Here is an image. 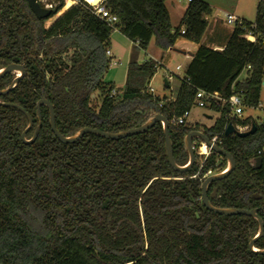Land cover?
I'll list each match as a JSON object with an SVG mask.
<instances>
[{
	"label": "trees",
	"instance_id": "1",
	"mask_svg": "<svg viewBox=\"0 0 264 264\" xmlns=\"http://www.w3.org/2000/svg\"><path fill=\"white\" fill-rule=\"evenodd\" d=\"M165 2L105 0L118 18L116 26L136 48L146 50L155 39L168 50L179 38L199 46L185 70L188 81L178 79L172 96L160 97L147 91L158 65L152 58L129 62L119 94L104 80L112 64L107 49L113 29L89 6L69 5L47 27L55 15L39 19L28 0H0V70L13 62L25 67L24 77L0 95V102L19 105L33 117L26 139L41 125L36 140L25 143L28 117L0 104V264H264V253L250 248L259 232L254 217L215 214L204 205L207 173L224 171L226 157L211 151L201 162L196 154L192 168L178 172L168 162L162 122L123 139L88 133L63 143L51 129L46 105L38 118V102L46 99L59 132L70 136L84 127L110 133L136 128L159 113L169 121L174 158L181 166L189 161L188 133L201 130L210 140L216 136L236 167L208 185L210 202L258 208L264 221V123L226 117L227 104L207 107L218 114L211 126L173 123L192 110L198 89L224 99L244 90L247 105H259L264 0H258L254 21L243 19L242 26L233 27L223 50L202 43L212 14L208 2L189 4L177 28ZM64 4L61 0L58 12ZM249 31L257 35L256 42L244 37ZM16 76L3 75L0 90ZM229 123L255 124L256 130L245 137L226 136ZM254 247L264 249V235Z\"/></svg>",
	"mask_w": 264,
	"mask_h": 264
},
{
	"label": "rangeland",
	"instance_id": "2",
	"mask_svg": "<svg viewBox=\"0 0 264 264\" xmlns=\"http://www.w3.org/2000/svg\"><path fill=\"white\" fill-rule=\"evenodd\" d=\"M173 1L176 0H166L165 4L170 11V18L172 27L177 28L180 26L181 20L184 16V12L187 9V4L178 2L173 5ZM208 2L212 7V14L208 15L210 25L213 22L218 24L217 32L214 33L218 35L221 40L226 39V37L232 32L234 25L226 23L227 14H234L240 18H245L248 21H254L256 18V9L258 0H204ZM48 3H53L54 6L58 7V2L56 0H47ZM72 1L69 0L64 4V7L59 11L54 17L49 19L46 22V26H50L62 13L67 10V7L71 5ZM216 19V21H215ZM210 27L207 29V32L204 36V43L210 44ZM209 33V34H208ZM111 44L110 48L112 50L113 56L120 60L119 64H110V68L105 74L104 80L108 83L115 85V93L119 94L125 88L127 68L131 60H137L138 62H143L148 58H153L158 66L155 75L150 81L148 87L154 89L153 94L155 96L163 97L172 96L174 89L176 87L175 83L178 80V77H182L186 66L189 63V53H193L196 50L197 44L190 42L184 38H179L175 44V47L165 50L164 48L159 47L156 44V40L153 39L146 50L136 48L135 43L126 37L120 30H113L111 35ZM189 55V56H186ZM181 65L183 68L180 72L176 70V67ZM18 73V72H17ZM170 75L171 78H170ZM245 77V72L240 76L241 79ZM165 80L172 83L171 88L165 86ZM171 86V84H170ZM211 115L212 119H209L207 116ZM218 114L214 113L208 108H200L193 106L191 110V116L189 118L190 124H200L201 126H211L214 121L217 119ZM252 118L256 123L261 125L264 123V85L261 90L260 102L256 107H245L243 114L237 116V120H244L246 118ZM201 131V130H200ZM197 154L199 140H195ZM198 155V154H197ZM198 160L201 159L198 156ZM209 175H211L209 173ZM208 175V176H209ZM206 176V175H205Z\"/></svg>",
	"mask_w": 264,
	"mask_h": 264
},
{
	"label": "water",
	"instance_id": "3",
	"mask_svg": "<svg viewBox=\"0 0 264 264\" xmlns=\"http://www.w3.org/2000/svg\"><path fill=\"white\" fill-rule=\"evenodd\" d=\"M98 1L99 0H95L94 3H97ZM28 3H29V6H30L32 12L39 19L49 18V17H51V15H56L58 13V8H54V9L53 8L52 9L44 8L40 5V3L37 0H28ZM193 55L194 54H191V56H193ZM9 72H13V73L18 72V73H17V76L15 77V79L13 80V82L11 83V85L9 87H7L6 89L0 90V95L9 92L10 90H12L13 88H15L17 86L20 79L23 78L25 75V67L23 64H15L13 62L12 64L7 65L6 67H4L3 69L0 70V78ZM165 86L167 88H169L168 80H165ZM0 104L5 105V106H15L26 114V116L28 117V120H29V124H28L27 128L25 129V131L22 133V139L25 143L34 142L36 140L38 134H39L41 125H39L35 129L34 135L32 136L31 139H26V133L33 126V117L29 113H27L22 107H20L19 105H16L13 103L12 104L11 103H2V102H0ZM42 105H46L48 107L49 113H50L51 129L54 132V134L56 135V137L63 143L75 142V141L79 140L80 138H82L85 134H88V133H92L94 135H97L99 137H104L106 139H113V140L123 139V138L128 137V136L143 133V132L147 131L148 129H150L157 122H162L164 136H165L166 155L168 158V162L178 172H186V171L190 170L192 168V166L194 165V163L196 161V152H195V149L193 147V144L195 141L194 139L198 138L199 140H201V142L206 144V146L208 148H210L213 152H216V153L226 157L227 161H228L227 169H225L224 171H222L220 173L211 174V175L207 176L206 179L204 180L203 185H202L204 205L207 207V209L215 212V214L218 213V214L227 215V216H230V215H247L250 217H254L259 223V232L250 241V248L253 249L254 251L264 253V249L258 250L254 247V243H255L256 239H258L264 235V221L260 217V215L258 214V212H259L258 208H253L250 210L244 209V208H235V207L223 208V207H216L210 202L209 197H208V185L214 181L224 179L226 176H228L235 169L236 163H235L234 158L232 157V155L229 152H227L225 149H223L219 145L213 143L212 140H210L209 137H207L203 132L192 131L186 135L185 145H186V148H187L188 153H189V161L186 165L181 166V165L176 163V161H175L176 158H174L173 144H172L171 136L169 133V126H170L169 121L165 116H163L159 113L152 114V116L149 118V120H147L143 125H141L139 127L120 131V132H116V133H110L107 131L105 132L101 129L92 128V127H84V128H81L80 130H78L73 135L64 136L59 132L58 128L56 127L55 111H54L51 103L49 101H47L46 99H40L38 102V105H37L38 118L39 119L42 118V117H40V108ZM208 117L211 118V115H208ZM255 130H256V125L252 124V126L249 130L240 132V131H237L235 129V127L232 123H229L225 129V135L229 136V135L237 134L241 137H245V136H248L250 134H253L255 132ZM261 161H262V159L260 157L256 159V167L257 168L260 167ZM215 195H216V189L213 191L211 196L216 197ZM256 198H259V197L256 196Z\"/></svg>",
	"mask_w": 264,
	"mask_h": 264
},
{
	"label": "built area",
	"instance_id": "4",
	"mask_svg": "<svg viewBox=\"0 0 264 264\" xmlns=\"http://www.w3.org/2000/svg\"><path fill=\"white\" fill-rule=\"evenodd\" d=\"M40 5L44 8H47V9H54V8H57V6L55 7L53 3H48L47 0H37ZM69 0H64V3H67ZM178 2H182V3H186L187 5L191 4L192 2H194L195 0H176ZM56 2H58V4H61V0H56ZM75 4H83V5H86V6H89V8L91 9V12L96 16L98 17L99 19H101L102 21H104L108 26H110L113 30H116L118 29V27L116 26V24L118 23V18L115 14L111 13L109 11V8L107 9L106 6H105V0H99L97 3H94V2H91L90 0H74ZM226 23L227 24H232L234 26L236 25H239V26H242V23H243V18H240L234 14H230L228 13L227 14V17H226ZM255 24H253V28H255ZM119 30V29H118ZM184 32V30H183ZM245 38H247L248 40H250L251 42H256L257 41V35L254 34L252 31H249L247 33H245L244 35ZM215 50H223L224 48H214ZM191 55V54H189ZM187 55V56H189ZM107 56L111 57V63L112 64H119V61L118 59H116L111 50L107 49ZM157 64V63H156ZM161 64L159 63L157 65V68L158 66H160ZM182 66L181 65H178L176 67V70L178 72H180L182 70ZM250 69V66H247L246 69L243 71L247 72V70ZM172 75H170V78H171ZM178 79L180 80H183L185 79L186 81H188V79L185 78V72L183 74L182 77H178ZM147 91L152 93L154 92V89L151 88V87H147ZM212 104H215L216 106H222L223 104H227L228 107H229V112L227 113L226 117L228 118H234L236 119L237 116H240L241 114H243V111H244V108L245 107H248L247 103H246V96H245V92L244 90H239V91H235L228 99H224L222 98L219 93L215 92V93H212V92H208V91H205V90H202V89H198L196 91V94H195V100H194V105L193 106H197L200 108H207L208 106H211ZM191 116V110H186L183 112V114H181L180 116L178 117H175L173 119V123L174 124H184V123H187L189 122V118ZM235 129L237 131H240V132H243V131H247L251 128L252 125H245V126H242L238 123H235L233 124ZM228 126V125H227ZM226 126V127H227ZM225 127V129H226ZM217 141V137L215 136L213 139H212V142L213 143H216ZM203 145L206 146V144H204L203 142H199V146H198V150H197V154L198 156L201 157V162H204V160H206V157L208 156V154L210 153V148H207L206 152H203L202 151V147ZM193 147L194 149H196V143L193 144ZM210 172H208L207 174H209Z\"/></svg>",
	"mask_w": 264,
	"mask_h": 264
},
{
	"label": "crops",
	"instance_id": "5",
	"mask_svg": "<svg viewBox=\"0 0 264 264\" xmlns=\"http://www.w3.org/2000/svg\"><path fill=\"white\" fill-rule=\"evenodd\" d=\"M176 3V1H173V5ZM168 11H169V9H168ZM169 14H170V11H169ZM184 14H185V12H184ZM243 19H245V18H243ZM245 20H247V19H245ZM208 21H209V19H208ZM215 21H216V19H215ZM209 27L211 28L210 29V34H213L212 36H210V39H209V41H210V45H212L214 48H224V45H225V43H226V40H227V38L230 36V34L226 37V39H223V40H221V38H219L218 37V35H216V34H214V33H216L217 32V27H218V24L216 23V22H213L212 23V25H210V23H209ZM208 27V28H209ZM209 34V33H208ZM202 43H204V38H203V41H202ZM198 46V45H197ZM199 47V46H198ZM198 47H196V49L198 48ZM110 50H111V48H110ZM195 51L196 50H194V52L193 53H189V54H194L195 53ZM111 52H112V50H111ZM113 54V53H112ZM187 56V55H186ZM190 58H189V62L191 61V59H192V57L193 56H189ZM153 59V58H152ZM189 64V63H188ZM189 66V65H188ZM186 68H187V66H186ZM186 68H185V70H186ZM208 117V116H207ZM209 118V117H208ZM209 119H212V116H211V118H209Z\"/></svg>",
	"mask_w": 264,
	"mask_h": 264
},
{
	"label": "bare ground",
	"instance_id": "6",
	"mask_svg": "<svg viewBox=\"0 0 264 264\" xmlns=\"http://www.w3.org/2000/svg\"><path fill=\"white\" fill-rule=\"evenodd\" d=\"M71 1H72L71 5L75 3L74 0H71ZM90 1H91V2H94L95 0H90ZM206 150H207L206 146L203 145V147H202V151H203V152H206Z\"/></svg>",
	"mask_w": 264,
	"mask_h": 264
},
{
	"label": "flooded vegetation",
	"instance_id": "7",
	"mask_svg": "<svg viewBox=\"0 0 264 264\" xmlns=\"http://www.w3.org/2000/svg\"><path fill=\"white\" fill-rule=\"evenodd\" d=\"M215 144H217V143H215ZM212 150H210V152H211ZM227 159V158H226ZM254 163H255V166H256V160L254 161ZM227 165H228V161H227ZM226 169H227V167H226ZM211 174V173H210Z\"/></svg>",
	"mask_w": 264,
	"mask_h": 264
}]
</instances>
